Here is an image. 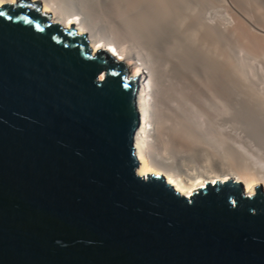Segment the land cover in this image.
<instances>
[{"label":"water","instance_id":"obj_1","mask_svg":"<svg viewBox=\"0 0 264 264\" xmlns=\"http://www.w3.org/2000/svg\"><path fill=\"white\" fill-rule=\"evenodd\" d=\"M138 90L40 2L0 7V264H264L261 184L138 174Z\"/></svg>","mask_w":264,"mask_h":264},{"label":"bare ground","instance_id":"obj_2","mask_svg":"<svg viewBox=\"0 0 264 264\" xmlns=\"http://www.w3.org/2000/svg\"><path fill=\"white\" fill-rule=\"evenodd\" d=\"M32 1L40 2L42 10L50 13L53 21L87 34L93 53L107 49L127 65L131 76L138 77L137 98L141 121L135 135V150L139 175H162L177 191L188 197L207 183L217 180H237L250 195L256 193L257 185L261 184L264 188V171L260 165H252L248 162L249 158L239 151L230 150L226 155L215 158L207 154L204 169L198 171L192 170L187 158L178 160L175 146H171V151L170 147L154 139L156 134H167L172 143L174 141L179 146L215 141V138L205 140L190 119L179 116L180 112L174 107L163 105L188 93L201 103L207 102L205 99L210 101L212 97L220 101L226 93L234 94L237 69L232 64L235 63L231 60L233 54L231 58L225 45L232 38L246 39L248 42H258L261 46L256 45L258 43L253 46L263 49L264 30L262 33L251 32L247 24L248 21L254 23L255 8H251L248 15L246 12L242 14L248 16H244V20L234 16L236 22L233 20L232 25L229 23L230 26L226 27L225 24L224 27V22L222 26L219 18L214 19L206 14L210 7L223 0ZM234 1L236 6L248 4L257 7L251 0ZM5 3L10 2L0 0V4ZM263 10L258 6L256 14L260 12L264 17ZM101 17L109 19L108 28V23L103 22ZM104 75V72L101 73V78ZM241 113L239 125L248 132L251 130L254 140L264 143L261 112L247 110Z\"/></svg>","mask_w":264,"mask_h":264},{"label":"rangeland","instance_id":"obj_3","mask_svg":"<svg viewBox=\"0 0 264 264\" xmlns=\"http://www.w3.org/2000/svg\"><path fill=\"white\" fill-rule=\"evenodd\" d=\"M233 1L234 0H223V2L220 4L210 7L208 10L210 12L207 11L206 14L214 19L219 18L218 20L221 21L220 23L222 24L224 22V27L225 24L227 27L229 23L232 25V21L236 19L234 16H240V18L243 19L244 16L249 14L250 10L252 11L251 8H255L254 10H256V12L258 6H260L262 10L264 8V0H251L255 2L254 5L257 7L247 6L248 4L246 5L247 7L242 5L240 6L238 4V6H236L235 1ZM253 2L250 3L253 4ZM237 7L241 8L238 9ZM245 12L247 15L245 14L243 16L242 14ZM256 12L253 11L255 18L253 19L254 23L250 21L247 23L250 25V27L248 26V29L251 28V32L260 33L261 31L262 33V30H264V17L262 13L258 12L259 14H256ZM101 19L103 22L105 21L108 23L106 24V27L108 28V25H110L108 21L109 19L104 17H101ZM234 22H236V20H234ZM245 41L247 42L245 43ZM254 43L258 42L252 43L251 40L248 42L246 39L235 40L232 38V40L230 39L225 45L226 51L228 50L227 52L231 53V58L233 54V58L231 60H234L233 62L235 63L232 64H234L233 66L235 69H237L236 71L238 79L236 77L237 87H235L234 94L233 92L232 95L231 93L228 94L225 92V97L220 99V101H216L212 97L210 101L209 99H205L204 101L207 102L202 101L201 103V101H196V98L193 96V94L188 93L184 96L182 95L176 97L173 102L170 101L163 105L164 107H174V110L177 109V112H180L178 114L179 116H186L188 119H190L193 125L200 131L202 137H205V140L206 138H215L213 139L215 141L211 143L192 145V147L187 143V146L183 144L179 146V144L174 141L172 143L171 137L169 136V138L167 134H156L154 137L155 141L160 142L161 145L165 144V146L170 147L171 151V146H175V148H177L176 150H178L175 153L178 160L187 158L186 160L190 161L191 163L190 166L192 170H202L206 164L205 159L207 154L215 158L224 156L226 153H228V151L231 150L239 151L243 155L245 154L244 156H247V159L249 158V163L251 162V164L254 166L256 164L260 165L264 171V143L254 140L251 130L248 132V129L239 125V120L241 119L240 114H242V111H260V117H263L264 119V45H262V49L260 47L261 44L258 43L256 45H260V48H256L253 46ZM247 95L249 97H247ZM245 108H247V110ZM160 136L162 137L160 138ZM164 136L167 139H165ZM169 139H171V141Z\"/></svg>","mask_w":264,"mask_h":264},{"label":"snow or ice","instance_id":"obj_4","mask_svg":"<svg viewBox=\"0 0 264 264\" xmlns=\"http://www.w3.org/2000/svg\"><path fill=\"white\" fill-rule=\"evenodd\" d=\"M8 2H10V3H12V4H15V3H17V0H8ZM3 5L2 4H0V7H2Z\"/></svg>","mask_w":264,"mask_h":264}]
</instances>
